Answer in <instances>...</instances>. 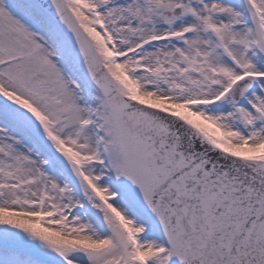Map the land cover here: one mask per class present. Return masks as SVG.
Instances as JSON below:
<instances>
[{
    "label": "snow or ice",
    "instance_id": "6c2138e0",
    "mask_svg": "<svg viewBox=\"0 0 264 264\" xmlns=\"http://www.w3.org/2000/svg\"><path fill=\"white\" fill-rule=\"evenodd\" d=\"M0 264H264V0H0Z\"/></svg>",
    "mask_w": 264,
    "mask_h": 264
}]
</instances>
